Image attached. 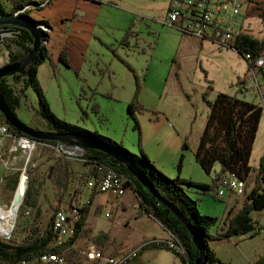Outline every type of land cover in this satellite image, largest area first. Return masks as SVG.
I'll use <instances>...</instances> for the list:
<instances>
[{"label":"rangeland","instance_id":"obj_1","mask_svg":"<svg viewBox=\"0 0 264 264\" xmlns=\"http://www.w3.org/2000/svg\"><path fill=\"white\" fill-rule=\"evenodd\" d=\"M0 1L7 10L11 9L8 0ZM36 1L44 5L49 2ZM97 1L53 0L44 10L32 11L33 19L48 21L53 28L49 45L53 63L47 61L38 75L53 113L69 124L111 138L132 154L139 155L140 132L128 112L138 96L143 107L136 112L142 131V148L158 170L171 179L181 176L213 186L215 174L207 175L195 158L210 110L204 96L213 101L219 93H227L260 105L251 82L247 79L246 85L241 84L248 76L244 75L245 58L231 50L222 52L227 49H219V46H202L199 41L163 25L160 20L166 18L171 0ZM251 4V10L246 12ZM263 9L264 0L247 1L240 21L241 24L245 21L246 14L251 16L248 35L259 41H264ZM128 32L132 33L130 43L124 42ZM63 52L69 57L70 68L60 62ZM2 56L0 52V59ZM136 75L141 91H138ZM9 83H12L11 78ZM38 105L37 95L33 89L29 90L18 116L24 124L50 132L38 113ZM14 149L15 143L11 140L0 148V208L7 212L14 210L12 205L18 188L23 192L22 185L26 186L23 181L19 187L24 172L31 174L28 175L39 192L42 231L54 220L59 205L71 203L79 189L85 194L84 202L91 197L86 185L79 186L86 173L81 155L58 152L43 144L32 150L19 146L11 153ZM182 156L185 157L183 170L179 172ZM261 157H264V115L254 145L252 166L255 172L248 182L247 193L255 186ZM60 158L71 165L72 182L66 193L52 182L51 168ZM226 192L225 199H218V188H215L199 202L200 213L222 222L229 210L235 206L241 208L246 195L239 197ZM61 196H64L62 202L59 201ZM137 199L131 190L118 199L110 193L96 197L85 237L75 245L77 262L82 264V253L92 241L106 252L109 248L122 254L133 251L149 236L147 227H154L151 235H159L158 229H164L163 226L144 216ZM22 210L23 206L18 211L13 232L12 222L0 238L8 240L6 237L11 234V239L21 243L29 237L31 226L37 223L36 214L31 211L27 216ZM253 218L262 228L257 237L212 243V249L223 264H256L264 257V212H254ZM217 231L214 227L211 233ZM160 240L172 241L171 238ZM183 260L184 256L176 257L167 250L148 249L142 261L184 264Z\"/></svg>","mask_w":264,"mask_h":264},{"label":"trees","instance_id":"obj_2","mask_svg":"<svg viewBox=\"0 0 264 264\" xmlns=\"http://www.w3.org/2000/svg\"><path fill=\"white\" fill-rule=\"evenodd\" d=\"M8 1L11 5L10 10H7L0 1V19L9 17L14 18L16 16L25 17L26 20L36 24L40 28L43 43L37 60L28 66L26 75L16 74L11 78L12 83H9L10 78L8 77L2 80L1 90L3 96L7 102L8 108L15 115L18 116L19 108L23 105L24 99H27V92L33 89L39 100L38 113L43 121L47 123L52 133L67 134V136L82 135L97 139L112 147V149L124 154L130 162L141 168V171L154 182L156 189L161 195L172 205L176 206L185 217L200 230L204 242L203 247L206 251V264H223L214 250L211 249V243L224 241L233 242L244 237L255 238L261 234L262 228L259 223L254 220L253 214L256 211L264 212V157H261L260 160V168L256 177L255 186L247 193L241 208L235 206L233 209L229 210L222 222L215 217L203 216L198 208L199 202L202 201L204 197L210 195L215 188H218V180L213 178L214 185L212 186L186 180L181 176H178L176 179H171L158 170L156 164L151 161L142 148V131L139 124L140 122L136 117V112L143 107L138 101V96L129 106L128 112L136 121V128L140 132L141 138L139 146L141 153L139 155L132 154L111 138L102 136L97 132H90L80 126L69 124L53 113L50 107L51 104L47 100L43 91L44 89L38 79L41 66L47 61L53 63L52 53L49 48L53 28L48 21L35 20L31 17L32 11L39 9L44 10L46 7L52 5V0H49L46 5L36 0ZM86 1L98 2L97 0ZM261 17L264 20V9L262 10ZM16 30L17 33L11 37L12 39L7 38L5 44H3L9 51V63L25 60L34 48V38L31 33L24 30V28H16ZM130 34L132 33L128 32L124 42L130 43ZM235 49L243 58L248 53L257 58L264 55V41L256 40L250 35H243L236 39ZM60 60L62 64L70 68L67 53L63 52ZM135 79L138 91H141L139 77L136 75ZM247 79L250 83L251 80L249 76H247L241 84L246 85V83H248ZM244 88L248 89L246 87ZM204 101L207 103L210 110L208 122L195 155L197 163L207 175H212L216 167H220L221 171H219L217 176L220 177L231 174L248 183L252 178L253 172H255V168L252 166V157L263 118L264 110L262 106L256 102L237 99L225 93L218 94L213 101L209 100L207 96H204ZM5 119L4 115L0 113V123L7 124L16 138H27L36 141V143L49 144L51 146L60 145L59 142H53L51 140H36L29 138L21 133V131L10 126ZM185 148H187V145ZM184 158V156L181 157L178 167L179 172L183 170ZM81 161L85 163L86 173L85 176L81 178L80 187L83 185L87 186V183L92 178H97L106 168L111 167L116 173L124 177L126 176V178L129 179V183L125 185V189L134 192L138 198L137 200L139 201L141 210L147 216L155 219L156 222L160 223L164 229L174 236L175 247H170L169 244L164 243L149 244L141 250L140 254H138L133 261H128V264H146L141 259L142 253L148 249L167 250L176 257L184 256V264H196V261L200 258V251L193 241V237L188 231L189 229L174 212L163 203L159 202L147 188L141 185L139 179L128 170V167L124 163L112 158L102 151H96L94 149L86 150ZM70 167V163L67 162L65 158H60L57 160L55 166L51 168L52 182L59 190L65 193L69 190L72 182ZM29 175L31 176V174ZM22 187L24 189V185H22ZM194 194H198L201 197L195 199L192 196ZM84 195L83 191L79 189L74 196L75 198H82ZM98 196V194L92 193L91 197H89V203L85 205V208L81 212V219L75 222L74 230H77L75 236L70 239V241L69 239L66 241L61 239V242L57 244L58 235L53 229L55 216L54 220L45 231H42L39 227L42 208L39 203L38 189L35 186L34 180L30 179L22 211H33L36 214L37 223L31 226L29 237L21 243H18L17 239L3 240L0 238V264H34L45 254L63 255L68 264H80L77 262L79 256L75 245L85 237L88 217L94 200ZM63 197L64 196H61L59 198L60 202H62ZM73 201L74 198H72L71 203H73ZM62 204L63 203H61L59 207ZM214 227L218 228V231L212 234L211 230ZM256 264H264V257Z\"/></svg>","mask_w":264,"mask_h":264},{"label":"built area","instance_id":"obj_3","mask_svg":"<svg viewBox=\"0 0 264 264\" xmlns=\"http://www.w3.org/2000/svg\"><path fill=\"white\" fill-rule=\"evenodd\" d=\"M250 0H171L167 9V16L162 20V24L177 30L181 35L195 39L200 43L212 44L219 46L220 49L234 51L235 41L243 35H248L241 24V17L244 12V6ZM248 66V76L250 82L257 92L258 100L264 110V55L257 58L250 53L245 55ZM264 115V112H263ZM7 140L15 143L17 151L19 146L23 149H35L39 145L36 141L27 138H16L11 131V128L0 123V148L4 146ZM51 149H56L58 152H74L81 155L82 158L86 150L80 146L67 147L64 144L59 146H51L43 144ZM80 158V159H81ZM219 182L218 199H225L226 191H230L235 196L247 195L249 184L245 180L237 178L235 175L226 174L217 176ZM129 183V179L114 175V170L111 167L106 168L96 178H92L86 186L88 191L98 195L108 194L113 195L115 199L122 198L126 194L125 185ZM81 198H74L73 203H63L55 211V220L53 229L58 235V243L61 242V237H69L72 239L77 230H74L76 219H81V212L85 205ZM27 216L31 215V211L26 212ZM172 241L152 240L144 244L142 247L135 249L133 252L119 256L110 257L104 249L99 248L93 241L88 243L83 251L82 264H128V261H133L140 254L141 250L149 244H169L170 247H175L174 236L170 234ZM33 264V263H27ZM34 264H68L63 255L57 258L42 257Z\"/></svg>","mask_w":264,"mask_h":264},{"label":"water","instance_id":"obj_4","mask_svg":"<svg viewBox=\"0 0 264 264\" xmlns=\"http://www.w3.org/2000/svg\"><path fill=\"white\" fill-rule=\"evenodd\" d=\"M7 26L14 28H9ZM0 28V46L5 44L7 38H11L17 33L16 28H24V30L30 32L34 38V48L25 60L23 59L15 63H7L6 65L0 68V113L4 115L7 123L16 130L21 131V133L25 134L29 138L36 140H51L53 142H59L60 144H64L67 147L76 145L80 146L84 150L94 149L96 151H102L110 155L112 158L124 163L128 167V170L136 178L139 179L141 185L147 188L157 198L159 202L163 203L172 212H174L176 216L185 224V226L189 229L188 231L193 237V241L195 242L200 251V258L198 259V261H196V264H206V251L203 247L204 242L200 234V230L195 227L176 206L172 205L169 201H167L166 198H164L161 193L156 189L154 182H152L148 178V176L141 171V168L130 162L124 154H122L120 151L112 149V147L98 141L97 139L89 138L86 136H67V134L52 133V131H39L36 128L24 124L20 117L15 115L8 108L7 102L5 101L1 90L2 80L7 77L12 78L16 74L26 75L28 66L32 64L35 60H37L43 43L40 28L36 24L26 20L25 17L16 16L14 18L9 17L0 19ZM29 180L30 176L26 172H24L19 187L21 186V183L25 181L26 188L24 192H21L20 188H18L12 208H16V206H18V210H21L22 206L24 205L25 196L27 195ZM17 217L13 225H11V233L13 232L14 226L16 225ZM6 238L8 240H11L12 235L9 234Z\"/></svg>","mask_w":264,"mask_h":264},{"label":"crops","instance_id":"obj_5","mask_svg":"<svg viewBox=\"0 0 264 264\" xmlns=\"http://www.w3.org/2000/svg\"><path fill=\"white\" fill-rule=\"evenodd\" d=\"M55 1V0H54ZM251 1V0H250ZM52 3H53V0H52ZM97 3V2H96ZM253 6V4H251L250 6H248V9H246V12H248V11H250L251 10V7ZM250 17L251 16H247V14H246V17H245V21H243V24H242V26H243V28L245 29V30H247L249 33H251L250 32V30H249V22L251 21V19H250ZM160 22H162V20H160ZM251 23V22H250ZM12 39V38H11ZM201 45L202 46H205V47H209V48H219V47H217V46H215V45H212V44H205V43H201ZM220 49V48H219ZM230 50H222V52H229ZM0 52L3 54V56L1 57L2 59H0V68L1 67H3L4 65H6L7 63H9V59H10V57H9V51L4 47V45H2V46H0ZM221 54V53H220ZM246 61V60H245ZM247 63V62H246ZM248 66H249V64L247 63V66H246V71H245V73H244V75L245 74H248ZM241 78V77H240ZM219 94H221V93H219ZM225 94H227V93H225ZM233 96V95H232ZM219 171H221V168L220 167H216V170L214 171V173H213V176H214V174H218L219 173ZM187 179V178H186ZM187 180H192V179H187ZM192 181H195V180H192ZM195 182H199V183H201V184H209V183H204V182H201V181H195ZM102 195H104V194H102ZM102 195H99V196H102ZM114 199V198H113ZM96 200V199H95ZM94 203H95V201H94ZM94 205V204H93ZM144 216L145 217H147L149 220H152V219H150L151 217H149V216H147L146 214H144ZM158 223V222H157ZM154 229V227H152V226H150V227H147V229H146V231H147V233H149V236L148 237H145L144 239H143V241L141 242V244H138V245H136L135 246V248H133V251H134V249H137L139 246L141 247V246H143V244H145L146 242H148L149 240H152L153 238L154 239H158V240H160V238H164V239H172V237H171V235H170V233H169V231H167L166 229H162V228H160L159 227V229H158V231H160V233H159V235L157 236V237H154V235H151V231ZM174 241H175V239H174ZM214 243V242H213ZM139 247V248H140ZM211 249H212V243H211ZM100 248H102V249H104V247H100ZM104 251H105V253L108 255V256H110V257H119V256H125V255H127L128 253H131V251H132V249L131 250H129L127 253H122V254H117V252L115 251V250H111V249H109L108 248V253L106 252V250L104 249ZM132 251V252H133ZM215 252V251H214ZM215 254H216V252H215ZM217 255V254H216ZM218 257V256H217ZM144 259V252L142 253V259L141 260H143Z\"/></svg>","mask_w":264,"mask_h":264},{"label":"bare ground","instance_id":"obj_6","mask_svg":"<svg viewBox=\"0 0 264 264\" xmlns=\"http://www.w3.org/2000/svg\"><path fill=\"white\" fill-rule=\"evenodd\" d=\"M244 58H245V56H244ZM245 60H246V58H245ZM114 175L115 176H118V177H124V176H122V175H120V174H118V173H116L115 171H114ZM24 191H25V187H24ZM127 191V190H126ZM126 195V194H125ZM18 206H16V208H14V210L13 211H11V212H7V211H5L4 210V208H0V234H3V235H5L4 234V230H5V228L8 226V225H10V224H12V222L14 223V221H15V219H16V217H17V214H18ZM76 221H79V219H76ZM61 239L62 240H64V241H66V240H68L69 239V237H64V236H62L61 237ZM60 255H58V254H45L44 256H42V257H48V258H57V257H59ZM42 257L40 258V259H42ZM24 264H27V263H24Z\"/></svg>","mask_w":264,"mask_h":264}]
</instances>
